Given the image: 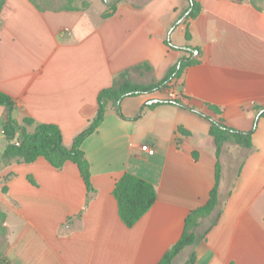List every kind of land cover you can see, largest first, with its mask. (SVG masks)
I'll use <instances>...</instances> for the list:
<instances>
[{
    "label": "crops",
    "instance_id": "obj_1",
    "mask_svg": "<svg viewBox=\"0 0 264 264\" xmlns=\"http://www.w3.org/2000/svg\"><path fill=\"white\" fill-rule=\"evenodd\" d=\"M100 1L96 7L85 0L74 10H53L38 9L30 0H5L0 90L14 100L17 122L31 117L54 123L69 147L95 116L98 91L111 86L120 71L147 62V72L158 80L189 56L166 40L197 47V63L168 90L122 99L124 117L108 105L81 145L94 189L89 198L71 161L60 169L43 157L0 167L7 264H157L180 238L189 212L207 201L217 159L218 203L199 218L193 242L171 264H264V119L257 109L264 107V10L249 0H197L200 12L186 23L188 0H119L109 17ZM135 71L144 73L130 69L131 79ZM170 90L195 110L148 106L168 98ZM199 111L238 130L255 127L251 147L225 142L216 158L209 122ZM5 117L0 105V152ZM124 172L156 190L154 204L131 227L120 219L112 194Z\"/></svg>",
    "mask_w": 264,
    "mask_h": 264
},
{
    "label": "trees",
    "instance_id": "obj_2",
    "mask_svg": "<svg viewBox=\"0 0 264 264\" xmlns=\"http://www.w3.org/2000/svg\"><path fill=\"white\" fill-rule=\"evenodd\" d=\"M103 1L108 5V10L103 16L109 17L115 12L116 4L119 0L113 3H108L106 0ZM32 3L38 9H44L34 2ZM84 4H86V2H84ZM77 8H79L78 5L57 10H74ZM200 9V3L197 0H188V7L183 22L187 23L194 19L199 14ZM184 37L187 41L191 38L188 26L185 28ZM166 44H168L170 48L183 50L189 53V56H182L178 62L166 70L165 74L160 79L149 82L136 81L131 79L128 75L130 69H141V72L151 71V66L147 62H141L120 71L114 77L111 86L102 88L98 91L95 116L88 122L85 128L76 134L69 147L64 145L62 132L58 125L54 123L35 122L31 117H25L21 123L17 122L12 116L15 106L14 100L7 93L0 90V105L4 106L6 109V117L2 124L4 144L0 152V167L13 162L30 163L38 157H43L51 166L60 169L67 161H71L78 167L86 186L87 198H89L94 189L90 180V165L85 158L81 145L88 135L96 131L105 117L108 105L111 104L115 108L117 114L124 117L120 110V102L122 99L155 91L163 92L168 90L171 88L174 79L180 78L190 65L197 63V58L193 56V52L197 50V47L190 45H186L185 47L174 46L169 40H166ZM154 104H176L195 110L194 107L184 104L180 98L158 99L157 102L148 106H153ZM208 107L213 112L220 113V109L217 106L208 104ZM257 109L260 110V117L264 119V107L257 106ZM198 113L209 122V134L214 138L216 144V158L219 157L221 146L225 142H233L243 148L251 147L252 133L255 127L248 131H242L227 126L221 119H215L201 111ZM31 124L35 125L34 130L28 132L26 130V125ZM178 131L186 135L189 134L188 131L181 127L178 128ZM13 139H16L18 144L12 142ZM219 181L220 163L217 159L215 163L214 185L209 192L207 201L189 212L185 219L184 229L180 238L166 250L157 264H171L173 258L180 250L193 242L195 237L193 229L198 224L199 218L209 215L218 203L217 194ZM112 194L117 202L120 219L128 227L134 225L138 219L150 209L156 200L154 185L130 172H124L119 177L115 182ZM3 217L5 219V214ZM6 246L7 243L0 247V264L8 263L5 258Z\"/></svg>",
    "mask_w": 264,
    "mask_h": 264
},
{
    "label": "rangeland",
    "instance_id": "obj_3",
    "mask_svg": "<svg viewBox=\"0 0 264 264\" xmlns=\"http://www.w3.org/2000/svg\"><path fill=\"white\" fill-rule=\"evenodd\" d=\"M35 4H37L39 7L44 9H61L65 7L70 6H81L84 4L85 0H31ZM94 7L100 6L101 1L100 0H91ZM252 4H254L257 8L264 10V0H249ZM5 0H0V6L3 5ZM2 8V6H1ZM1 10V9H0ZM132 79L140 82H149L152 81V75L148 72L139 73L138 71L133 72ZM4 211L0 207V247L4 246L5 243H7V235L8 230L6 229L5 225V219H4ZM203 218V217H202ZM211 217H206V219L203 221V225L201 226V229H203L209 222L211 221ZM197 226V225H196ZM195 226V227H196Z\"/></svg>",
    "mask_w": 264,
    "mask_h": 264
},
{
    "label": "built area",
    "instance_id": "obj_4",
    "mask_svg": "<svg viewBox=\"0 0 264 264\" xmlns=\"http://www.w3.org/2000/svg\"><path fill=\"white\" fill-rule=\"evenodd\" d=\"M168 98H171V99L178 98V94L175 91L170 90L168 92ZM15 142H16V144H18L16 139H15ZM141 149L148 152L149 154H152L154 152V149L151 146H149L148 144H142Z\"/></svg>",
    "mask_w": 264,
    "mask_h": 264
},
{
    "label": "water",
    "instance_id": "obj_5",
    "mask_svg": "<svg viewBox=\"0 0 264 264\" xmlns=\"http://www.w3.org/2000/svg\"><path fill=\"white\" fill-rule=\"evenodd\" d=\"M186 15V14H185ZM196 54V50L193 52V56ZM158 99L150 100L149 102H156ZM12 142H15V139L12 140Z\"/></svg>",
    "mask_w": 264,
    "mask_h": 264
}]
</instances>
